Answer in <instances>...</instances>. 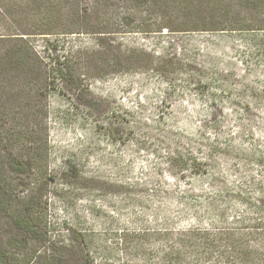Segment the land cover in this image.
Returning a JSON list of instances; mask_svg holds the SVG:
<instances>
[{
    "label": "rangeland",
    "instance_id": "rangeland-1",
    "mask_svg": "<svg viewBox=\"0 0 264 264\" xmlns=\"http://www.w3.org/2000/svg\"><path fill=\"white\" fill-rule=\"evenodd\" d=\"M111 38V69L95 35L31 39L46 81L21 86L48 90L42 249L171 264L183 247L184 264H205V234L263 233L264 32Z\"/></svg>",
    "mask_w": 264,
    "mask_h": 264
},
{
    "label": "trees",
    "instance_id": "trees-1",
    "mask_svg": "<svg viewBox=\"0 0 264 264\" xmlns=\"http://www.w3.org/2000/svg\"><path fill=\"white\" fill-rule=\"evenodd\" d=\"M0 9V264H99L89 248L52 244L42 249L47 232L37 219L47 206L42 177L48 176V90L46 82L45 88L21 86L35 73L46 81L31 39L95 35L102 42L100 60L111 69L113 60L122 59L110 43L114 35L264 32V0H0ZM126 53L127 69L132 57ZM60 66L75 71L63 64L58 71ZM199 246L205 264H264V231L205 234ZM184 250L169 253L171 264L185 263Z\"/></svg>",
    "mask_w": 264,
    "mask_h": 264
}]
</instances>
